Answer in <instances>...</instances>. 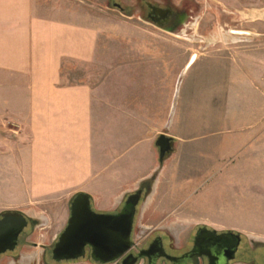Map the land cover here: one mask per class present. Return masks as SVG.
<instances>
[{"label": "rangeland", "instance_id": "obj_1", "mask_svg": "<svg viewBox=\"0 0 264 264\" xmlns=\"http://www.w3.org/2000/svg\"><path fill=\"white\" fill-rule=\"evenodd\" d=\"M45 1L79 12L94 9L103 18L96 22L103 40L100 51L108 60L96 76L124 65L125 70L139 71L138 84L159 86V135L174 137V150L152 182L149 209H140L136 238L152 228H165L183 240L204 224L236 230L251 245L264 242V6L236 13L217 8L212 12L200 5L184 25L169 29L109 0ZM70 64L63 82L87 79L85 65ZM1 144L8 146L7 141ZM16 169V158L2 151L0 213L33 207L17 203L25 192L23 175ZM156 206L164 215L153 214ZM26 231L19 236L20 245ZM35 250L39 248L32 244L22 246L18 259L5 257L1 264H36ZM237 255L264 264L263 247L249 249L243 243ZM55 264L103 263L80 257Z\"/></svg>", "mask_w": 264, "mask_h": 264}, {"label": "crops", "instance_id": "obj_2", "mask_svg": "<svg viewBox=\"0 0 264 264\" xmlns=\"http://www.w3.org/2000/svg\"><path fill=\"white\" fill-rule=\"evenodd\" d=\"M197 1L212 12L264 6V0ZM95 14L101 17L45 0H0V142H8L0 153H11L14 171L23 175L25 194L17 203L33 204L16 211L35 222L22 246L39 248L36 264L71 261L42 258L67 225L75 193L87 192L98 210L110 211L160 167L159 86L138 84L139 71L125 72L124 65L96 76L108 59L100 51L103 18ZM71 62L87 67V79L63 82ZM153 211L164 215L157 206Z\"/></svg>", "mask_w": 264, "mask_h": 264}, {"label": "flooded vegetation", "instance_id": "obj_3", "mask_svg": "<svg viewBox=\"0 0 264 264\" xmlns=\"http://www.w3.org/2000/svg\"><path fill=\"white\" fill-rule=\"evenodd\" d=\"M109 1H112L115 6L123 10L126 9L130 12L136 10L146 20L169 29H176L184 25L191 18L190 13L195 12L201 5L197 0H134V4H126L125 6L119 2L120 0ZM156 176L157 173L153 175V179ZM150 191L151 186L149 188L147 185L142 187L141 199L137 205L131 232L132 245L120 258L103 264L113 262H117L118 264H258L255 258L248 259L244 258V256L238 258L237 254L243 243L249 249H256L258 247L264 248V242L255 241V245H251L249 238H245L237 231L226 233L227 230H215L211 226L201 224L193 228L183 240L177 238L170 230L165 228H152L136 238L141 205ZM124 203L125 201L113 210L105 212L117 213L122 209ZM92 205L96 208L93 203ZM97 211L101 212L98 209ZM20 213V211L2 212L0 213V219L7 214L18 215ZM34 224L35 222L29 219L25 227L27 231L24 241L27 240L28 233L33 230ZM57 240L58 238L52 245L44 248L42 258L44 262H49L53 259V247ZM23 243L20 245L18 240L15 249L2 253L0 255V264L5 257L18 259ZM49 250L51 251V256ZM89 253L90 247H87V255L85 257L96 261L89 256Z\"/></svg>", "mask_w": 264, "mask_h": 264}, {"label": "water", "instance_id": "obj_4", "mask_svg": "<svg viewBox=\"0 0 264 264\" xmlns=\"http://www.w3.org/2000/svg\"><path fill=\"white\" fill-rule=\"evenodd\" d=\"M156 145L159 148L160 164L173 152L174 137L161 133ZM153 176L144 179L136 190L127 195L124 206L117 213L97 211L92 205V196L87 192L75 193L69 202L70 218L53 247L56 261L78 259L87 255L96 261L107 263L120 258L132 245L131 232L142 187L152 185ZM25 213L4 215L0 219V255L15 249L21 232L28 221ZM226 233H233L227 230Z\"/></svg>", "mask_w": 264, "mask_h": 264}, {"label": "bare ground", "instance_id": "obj_5", "mask_svg": "<svg viewBox=\"0 0 264 264\" xmlns=\"http://www.w3.org/2000/svg\"><path fill=\"white\" fill-rule=\"evenodd\" d=\"M262 15V14H261ZM253 17V16H252Z\"/></svg>", "mask_w": 264, "mask_h": 264}]
</instances>
